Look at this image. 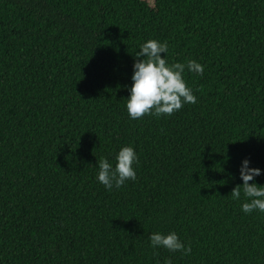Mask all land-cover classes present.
<instances>
[{
	"label": "trees",
	"instance_id": "trees-1",
	"mask_svg": "<svg viewBox=\"0 0 264 264\" xmlns=\"http://www.w3.org/2000/svg\"><path fill=\"white\" fill-rule=\"evenodd\" d=\"M149 39L204 74L196 104L132 120ZM127 145L136 180L107 191ZM244 159L264 185V0H0V264H264V213L230 194ZM171 231L190 255L149 246Z\"/></svg>",
	"mask_w": 264,
	"mask_h": 264
},
{
	"label": "clouds",
	"instance_id": "clouds-1",
	"mask_svg": "<svg viewBox=\"0 0 264 264\" xmlns=\"http://www.w3.org/2000/svg\"><path fill=\"white\" fill-rule=\"evenodd\" d=\"M135 52L131 86H125L128 96L125 109L128 117L138 120L145 115L171 116L187 104H196L197 97L184 79L185 70L197 76H203L204 65L195 60L186 63H169L167 41L149 39ZM161 54H164L161 57ZM139 157L130 146H122L110 161L107 157L99 160L96 180L107 191L120 189L128 181L136 180V168ZM250 161L244 159L239 168L241 185L231 191L233 201H241L240 209L244 214L253 211L264 213V185H257L255 177L262 174L259 168L250 167ZM252 181V183H249ZM149 246L153 249L163 248L171 253L179 252L182 256L191 254V246L186 245L174 231L167 234L152 232L148 236ZM165 264H172L170 259Z\"/></svg>",
	"mask_w": 264,
	"mask_h": 264
}]
</instances>
